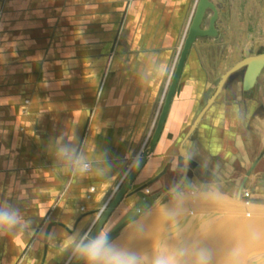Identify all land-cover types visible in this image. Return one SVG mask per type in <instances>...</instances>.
<instances>
[{
  "label": "crops",
  "instance_id": "crops-1",
  "mask_svg": "<svg viewBox=\"0 0 264 264\" xmlns=\"http://www.w3.org/2000/svg\"><path fill=\"white\" fill-rule=\"evenodd\" d=\"M196 3L0 0V208L18 210L26 222L0 235V264H59L70 251L62 250V242L79 238L120 189L152 138ZM91 12L99 14L93 35ZM226 25L233 30L231 21ZM220 40L199 37L192 45L162 131L133 188L157 177L150 185L166 189L171 152H180L173 169L183 164L186 170L187 147L226 161L251 150L249 142L264 140L261 110L252 114L255 85L244 90L238 74L216 94L221 77L214 79L211 70L227 59ZM92 49L97 57L91 58ZM90 60L97 66L76 70V61ZM79 163L90 169L80 172ZM228 171L240 169L207 170L205 187H212L213 174ZM252 176L239 187L251 185ZM201 177L193 180L202 186ZM195 189L189 183L183 195H195ZM128 197L117 207L129 206ZM151 201L143 197L129 206L122 220ZM205 206L194 209L197 216L211 212Z\"/></svg>",
  "mask_w": 264,
  "mask_h": 264
},
{
  "label": "rangeland",
  "instance_id": "rangeland-1",
  "mask_svg": "<svg viewBox=\"0 0 264 264\" xmlns=\"http://www.w3.org/2000/svg\"><path fill=\"white\" fill-rule=\"evenodd\" d=\"M211 1L215 4L219 16L217 20L218 22L216 21L219 34L217 33V35L214 37L217 39L218 38L221 39L219 41L220 50L221 51L223 50V52L227 54V59L219 60L218 65L216 67H214L215 66L214 65L211 70L214 79H216L218 77H222V75L226 73L228 69H231L235 64H237L238 61L240 62L244 58L264 53V0H211ZM211 14H212L211 11L207 12L205 19L203 21L204 28L207 27L208 20ZM90 16H91L90 18L91 33L93 35V33H95V30L97 33V29H98L97 18L99 17V14L97 12L96 13L91 12ZM227 21L232 22L233 30L228 29L226 25ZM81 23H83L82 19L80 20L76 19V24L79 25ZM79 30L80 29H75L76 32H78ZM120 35H121V30H119L118 33V36ZM185 35L186 34H184V37L182 39V45ZM76 50H77V46H76ZM91 51H92L91 58L94 56L97 57L98 50L92 49ZM97 64L98 62L93 60H90L89 62L76 61L75 68L76 70L77 69L82 70L84 65H86L87 68L88 67L93 68L94 66H97ZM253 90H255L256 92L253 91V93H251L253 97H255V99L252 100H255L257 105L255 104L256 109L252 108V114L254 115V111L258 112L261 110L260 117L264 119V70H262L260 76L258 77V80L255 83V89ZM258 105L260 106L259 110L257 107ZM261 129L262 131H264V125H261ZM262 135H264V132H262ZM258 137L260 136L258 135ZM149 143H150L149 140L145 143L144 147L140 150V154L138 158L141 159L142 157L141 153L148 148ZM190 143L191 142L189 141L188 144L189 146H191ZM249 144L252 147V149L249 150L251 152L249 151L234 152L235 157L234 158L232 157V159H227L226 161H222L221 158H217V157L212 158V156H210L211 154H206L207 152H192L193 151L191 149L192 146L187 147L189 152H186L187 153L186 162L188 163V168L186 170L183 167V164L181 167H178L177 169H173V165H175L178 161V156H180V152H171L170 156H171L172 169L170 168L167 174H165L168 179L167 184L169 185L166 189L177 184L183 177L184 173L186 172L187 177L189 178V180H191L190 181L191 186L192 187L195 186L196 188L195 190L197 192L196 195L199 196L201 192L209 189L205 187L206 184H210V182H208L207 180L208 173H206V171L223 166L226 167L229 165V167L240 169V171L233 173L232 171H228L225 173L219 172L213 174L214 182L212 183L213 184L212 186H216L217 188H219L228 197V199L225 201L232 203L234 202L236 188L239 187L240 182L246 176H248V170L251 169L253 163L257 161L256 166H254L251 169V173L253 175L252 176L253 181L251 185H244L243 187L242 205L247 209H249L250 206H254L258 209H264V140L259 139V141L257 142L251 141L249 142ZM254 144L256 145L255 148L253 147ZM60 152H64V154H66L65 152L67 151L66 149L63 150L61 149ZM74 163H76V160L74 161ZM84 164H88V163H84ZM89 169H90V165L88 164L87 170ZM130 173L131 172H129L127 178L129 177ZM200 174L201 176H204V178L201 177L203 182L202 186H201V182L199 185L198 183H195L193 180L195 175L200 176ZM137 185L138 183L134 184V189L138 187ZM164 189L165 188L162 187L154 188L151 185H149L144 189H142L140 193H134L125 199L131 209L132 207H135L136 204L140 200H142L143 197H145L146 199L148 198L154 199L159 194H161L164 191ZM114 192L115 193L107 201V204L101 210L94 213L93 221L87 226V228L83 231L81 236H83L85 233H94L95 228L99 223L103 213L105 212L109 203L113 200L114 196L118 192V188ZM169 203H170L169 199L166 198L164 204L167 205ZM129 206H127L128 207L127 208L125 204L120 207H117L118 212L116 213L115 212L116 210L112 212V214L103 224L102 228L108 231V233L114 230L123 221L122 218L129 211ZM214 210L218 211V208L212 207V210L210 211L212 212ZM205 211L206 210H203L204 212L203 214L206 213ZM196 213L197 212L192 210L187 214L192 217V216H196ZM112 215L115 216L112 217ZM110 219L113 221H111ZM109 223L111 225L110 227H108ZM75 260L81 261L73 254L72 250L70 249V251L65 253L63 257L60 259L59 264H74ZM81 264H83V262Z\"/></svg>",
  "mask_w": 264,
  "mask_h": 264
},
{
  "label": "water",
  "instance_id": "water-1",
  "mask_svg": "<svg viewBox=\"0 0 264 264\" xmlns=\"http://www.w3.org/2000/svg\"><path fill=\"white\" fill-rule=\"evenodd\" d=\"M208 11H211L212 14L208 20L207 27L204 28L203 21ZM217 20L218 10L215 4L211 0H197L194 14L185 35L179 57L171 77V82L164 98L160 116L156 123L154 133L152 135L148 148L142 153V157L140 159L142 163L139 169L137 168L136 164L127 180L122 184L113 200L109 203L107 209L100 219V221L103 220V224L106 222V220L109 218V216L125 196H130L134 193H140L142 189L156 180L157 177L149 181L148 183L137 187L136 189H134L132 186L140 170L146 164L148 154L153 150L162 131L172 97L175 93L176 86L180 79L181 72L184 68V64L186 62L190 49L192 48V45L199 37L216 36ZM243 68V89L248 90L255 85L262 70H264V53L244 58L243 60L235 64L230 70L224 73L219 80L216 94L221 90L232 73ZM255 164L252 166V168L255 166ZM249 173L250 172H248V175ZM185 175L187 176L186 172L184 173L181 180L177 184H175L180 189H182V194H184V189L186 188V185L183 183ZM246 177L244 178V180L247 179ZM188 181L190 182L191 180H189L188 178ZM243 184L244 182L240 185L236 198H234V202L232 203L228 201L210 203L205 201L200 195L197 196V192L195 193V195H185L186 199L178 218V221L181 220L182 223L175 224L170 227L165 226L166 230H163L159 222V209L161 206L165 205L164 201L166 198H168V196L166 195L167 190L169 189L168 188L161 194H159L156 198L152 199L151 204L143 209L139 214L134 216L131 220L123 221L124 224L121 222V226L118 225L116 229L112 230L109 233V235L111 237H114L119 232L120 227H123L130 223V226H128V228L121 235L116 237V239L121 240L125 246L129 247L135 252L140 253L146 259H150V254L157 241L162 240L174 242L177 239H180L190 245L199 241L200 243L213 248L216 251L217 255H219L225 247L235 241L236 237L240 234L241 231L245 230L246 226L242 220V217L248 211V209L243 207L242 203H240L241 192L242 188L244 187ZM205 205L218 208V211L214 210L200 216L196 215L192 217L187 214L188 212L196 209V207ZM100 221L97 224L95 231L97 227L103 226V224H100ZM261 221L262 223L258 225V227L261 230H264V216L261 217ZM210 225L220 226L218 228H214V230L212 231H209ZM253 259L256 261V264H264V254L256 255ZM82 262V260H75L74 264H81Z\"/></svg>",
  "mask_w": 264,
  "mask_h": 264
},
{
  "label": "clouds",
  "instance_id": "clouds-1",
  "mask_svg": "<svg viewBox=\"0 0 264 264\" xmlns=\"http://www.w3.org/2000/svg\"><path fill=\"white\" fill-rule=\"evenodd\" d=\"M141 163L142 161L137 162L138 169ZM87 168L86 164L79 163L80 172L87 171ZM183 183L185 185L190 183L186 175ZM166 195L170 203L159 209V222L163 230H166L165 226L170 227L178 222L186 199L182 189L177 185L171 186ZM200 196L210 203L228 199L216 186L201 192ZM262 216L264 209L250 206L242 217L245 230L241 231L235 241L225 247L219 255L213 248L199 241L190 245L177 239L174 242L157 241L150 259H146L125 246L121 240L111 237L102 227H97L95 233H85L79 238L76 235L68 236L61 247L62 250L71 249L83 264H256L254 256L264 254V230L258 227L262 223ZM25 223H22V216L18 210L0 208V235L11 233L17 226L23 227ZM100 224H103V220ZM219 226L210 225L209 231Z\"/></svg>",
  "mask_w": 264,
  "mask_h": 264
},
{
  "label": "bare ground",
  "instance_id": "bare-ground-1",
  "mask_svg": "<svg viewBox=\"0 0 264 264\" xmlns=\"http://www.w3.org/2000/svg\"><path fill=\"white\" fill-rule=\"evenodd\" d=\"M197 4V3H196ZM196 7V6H195ZM195 10V9H194ZM194 14V13H193ZM193 17V16H192ZM192 20V19H191ZM238 74H242V86H243V74H244V68L243 69H240V70H238V71H236V72H234V73H232L231 75H230V77L228 78V80L226 81V85L227 86H230V83L233 81V77L235 76V75H238ZM225 85V86H226ZM261 159V158H260ZM256 162V161H255ZM255 162H254V164H255ZM257 163V162H256ZM253 164V165H254ZM256 165V164H255ZM252 168V167H251ZM250 173H251V169H250V171H249ZM250 173H249V175H250ZM248 175V176H249ZM248 176L246 177V178H248ZM245 181V180H244ZM244 186V185H243ZM242 190H243V188H242ZM243 192V191H242ZM242 192H241V197H242ZM238 193V192H237ZM240 202H241V198H240ZM124 224V223H123ZM121 226V225H120Z\"/></svg>",
  "mask_w": 264,
  "mask_h": 264
},
{
  "label": "built area",
  "instance_id": "built-area-1",
  "mask_svg": "<svg viewBox=\"0 0 264 264\" xmlns=\"http://www.w3.org/2000/svg\"><path fill=\"white\" fill-rule=\"evenodd\" d=\"M88 166V164H86Z\"/></svg>",
  "mask_w": 264,
  "mask_h": 264
}]
</instances>
